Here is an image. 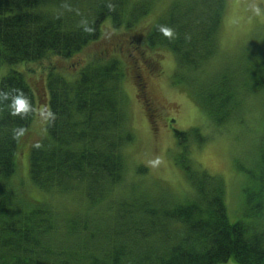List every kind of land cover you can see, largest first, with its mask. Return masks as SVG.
<instances>
[{"label":"trees","instance_id":"1","mask_svg":"<svg viewBox=\"0 0 264 264\" xmlns=\"http://www.w3.org/2000/svg\"><path fill=\"white\" fill-rule=\"evenodd\" d=\"M155 1L0 0V65L50 56L71 59L99 36L107 18L114 28H132ZM226 1L170 0L161 15H151L155 19L145 35L128 44L149 68L158 60L147 51L165 49L180 70L188 71L184 80L190 73L203 74L206 65L217 63ZM130 61L133 70L135 59ZM213 70L197 98L213 128L219 129L241 107L247 109L253 96L264 95V43L244 55L237 73L219 64ZM123 76L121 58L89 61L74 81L50 71L47 137L38 143L26 133L35 114V94L38 102L46 103L45 85L38 92L32 83L34 94L14 70L1 79L0 264H264V149L259 174H249L241 185L243 209L233 221L224 179L191 158V143L200 147L208 138L199 127H173L179 148L174 163L189 188L184 197L137 191L148 184L147 168L137 167V174H145L141 179L134 173L133 180L126 177L123 147L133 134L126 122ZM144 88L142 83L139 90ZM143 106L154 122L153 108ZM173 123V118L166 122ZM26 142H33L32 184L54 195L77 193L83 205L59 213L47 202L19 201L9 179L18 145Z\"/></svg>","mask_w":264,"mask_h":264},{"label":"rangeland","instance_id":"2","mask_svg":"<svg viewBox=\"0 0 264 264\" xmlns=\"http://www.w3.org/2000/svg\"><path fill=\"white\" fill-rule=\"evenodd\" d=\"M169 2L170 0L155 1L149 14L132 28H114L111 20L107 18L100 25L99 36L89 40L71 59L50 56L28 63L1 64L0 81L8 72L14 70L24 76L34 94L32 83L37 90L39 87L43 90L45 85L46 103L38 102L35 94V114L26 133L30 138H34V143H38L47 137L46 79L50 71L68 81H74L82 66L89 61L123 59L125 77L123 76L121 87L126 95V122L133 134V139L123 147L127 179L133 180V173L136 179H141L145 174H137L136 169L138 166H144L147 168L145 177L148 184L141 187L147 188L138 186L137 191L147 190L152 194L165 192L174 199H182L183 193L189 188L182 172L174 163L179 148L173 129L189 130L199 127L200 133L208 138L200 147L194 142L191 143V158L201 168L224 179L225 203L229 219L233 221L243 209L241 185L249 174H259L261 169L260 154L264 149V95L253 96L244 106L247 109L241 107L227 123L219 129H214L199 106L197 93L218 64L220 69H228L230 72L234 71L233 73L237 70V73L244 55L263 46L264 0L226 1L217 36L220 49L214 58L217 63L206 65L203 74L190 73L189 80L183 78L188 77V71L185 68L180 70L167 50L147 51L153 60H158L155 65H151L155 69L153 70L139 59V53L128 44L133 37L141 39L145 35L150 23L154 22V16L161 15L160 10ZM128 54L135 59L133 70L130 66V60L133 59H126ZM142 83L145 88L140 91ZM139 91L142 92V98L137 97ZM144 103L153 108L152 123L148 119V110L145 111L144 107L147 106H143ZM171 118L174 123L166 124ZM32 144L33 142H26L18 145L15 156L16 169L9 179L16 197L22 203H50L59 213L75 211L80 203L83 205L79 194H73L75 197L66 194L54 195L32 184L29 177V152ZM227 264L236 263L231 260Z\"/></svg>","mask_w":264,"mask_h":264}]
</instances>
